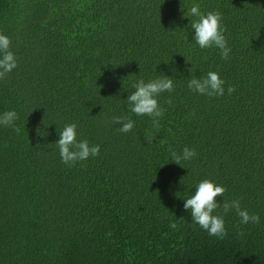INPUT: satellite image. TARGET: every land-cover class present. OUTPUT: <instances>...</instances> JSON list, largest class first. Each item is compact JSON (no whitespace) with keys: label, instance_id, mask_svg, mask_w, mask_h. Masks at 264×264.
<instances>
[{"label":"trees","instance_id":"16d2710c","mask_svg":"<svg viewBox=\"0 0 264 264\" xmlns=\"http://www.w3.org/2000/svg\"><path fill=\"white\" fill-rule=\"evenodd\" d=\"M194 4L222 13L228 60L195 44ZM0 32L18 59L0 113L15 110L20 129L0 126V264H264V0H0ZM208 71L235 92H191ZM160 76L175 91L158 98L157 129L127 99ZM67 123L98 157L61 163ZM184 146L197 156L177 164L168 149ZM205 178L260 223L229 212L224 239L194 224L184 203Z\"/></svg>","mask_w":264,"mask_h":264},{"label":"clouds","instance_id":"9594fccd","mask_svg":"<svg viewBox=\"0 0 264 264\" xmlns=\"http://www.w3.org/2000/svg\"><path fill=\"white\" fill-rule=\"evenodd\" d=\"M189 14L195 19L191 22L194 30V41L200 49L216 48L222 60L230 58L231 48L225 36V29L222 24L223 16L219 10L202 12L199 4L190 8ZM12 41L9 36L0 32V80H5L10 73L18 67V59L11 50ZM226 81L217 71H208L204 76L192 77L187 81V88L194 93L208 97H221L226 93L231 95L235 92V85L226 86ZM134 91L128 96L127 104L129 112L137 117H149L154 126L158 129L160 120L164 117L166 108L161 106L159 97L162 93L175 91L173 79L167 76H160L154 79L140 78L132 84ZM170 103V101H169ZM19 119L15 110H5L0 113V126L13 128L16 133L20 132L16 126ZM113 124H118L117 129L122 134L132 132L135 127V120L127 115H114L111 117ZM78 125L67 123L59 132V140L56 142L60 161L62 164L73 167L78 162L87 161L90 157L95 158L100 154V145L91 144L87 139H78ZM153 135H149L151 143ZM162 143V142H161ZM171 159L177 164L191 161L197 156L195 148L184 146L179 151L169 147ZM227 189L211 179L205 178L195 185V192L191 193L184 203V208L190 211L192 221L203 229L209 236L224 239L227 236L224 216L229 212H235L239 217L241 225L259 224L258 213H250L246 208L241 207V199L224 200L218 203L217 198L223 197ZM222 209V214L219 211ZM176 228L175 223H171ZM243 235L241 231L239 233Z\"/></svg>","mask_w":264,"mask_h":264}]
</instances>
